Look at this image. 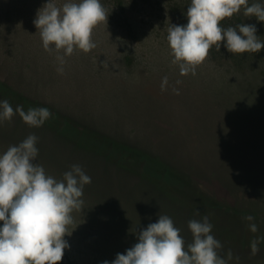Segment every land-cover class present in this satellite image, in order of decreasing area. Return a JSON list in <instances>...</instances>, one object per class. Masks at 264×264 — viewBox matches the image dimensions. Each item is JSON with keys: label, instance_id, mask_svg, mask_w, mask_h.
I'll return each instance as SVG.
<instances>
[{"label": "rangeland", "instance_id": "rangeland-1", "mask_svg": "<svg viewBox=\"0 0 264 264\" xmlns=\"http://www.w3.org/2000/svg\"><path fill=\"white\" fill-rule=\"evenodd\" d=\"M45 3L0 0V85L40 102L51 117H62L49 121L61 122L29 127L14 115L0 123V152L35 134L36 161L46 172L61 179L79 164L91 177L67 226L65 264L111 261L160 214L173 219L186 243L187 222L207 215L222 244L218 253L232 252L228 264H264V241L256 254L250 248L264 236V66L256 59L242 69L229 53L209 49L195 75H180L166 37L170 23H187L190 0H125L122 8L101 0L108 17L93 29L95 48L75 50L59 73L56 54L44 50L33 24ZM76 128L80 135L70 136ZM133 146L144 162L134 163ZM249 214L256 233L244 219Z\"/></svg>", "mask_w": 264, "mask_h": 264}, {"label": "clouds", "instance_id": "clouds-1", "mask_svg": "<svg viewBox=\"0 0 264 264\" xmlns=\"http://www.w3.org/2000/svg\"><path fill=\"white\" fill-rule=\"evenodd\" d=\"M241 11L245 17L264 22V0H190L184 13L187 23H170L166 37L172 63L178 64L180 75H195L213 45L220 49L223 43L234 54L264 49L255 24L222 27L223 20ZM107 17L101 0H46L33 24L39 30L42 47L56 54L57 71L63 73L65 57L75 50L87 53L95 48L93 29ZM167 83L164 76L162 90ZM172 90L179 94V89ZM14 115L29 127L38 128L51 112L46 107L13 108L7 99H0V123L11 121ZM37 141L35 134H29L0 152V264H59L69 248L64 237L69 235L72 212L81 208L84 186L91 183L79 164L71 165L61 179L46 172L36 161ZM244 219L249 230L256 233L254 217L249 214ZM187 227L192 236L188 243L173 219L160 214L155 222L141 228L136 243L101 264H228L232 252L229 250L227 258L218 253L222 244L212 233L207 215L190 219ZM261 241L264 236L250 242L252 254L259 251Z\"/></svg>", "mask_w": 264, "mask_h": 264}, {"label": "trees", "instance_id": "trees-1", "mask_svg": "<svg viewBox=\"0 0 264 264\" xmlns=\"http://www.w3.org/2000/svg\"><path fill=\"white\" fill-rule=\"evenodd\" d=\"M116 3L118 4V6L120 8H122L126 3L125 0H115ZM241 23H247L244 21V19H239L237 18V15H233L231 18H226L225 20H223L221 22L222 27H228V26H232L235 27L238 24ZM250 24H255L256 28H257V35L259 36V38L261 40H264V35L262 36V34L264 33L262 30H264V27H262V25L260 24V22H253ZM262 36V37H261ZM224 51L226 54L229 53L230 55V59L232 60V63H235L238 67L240 68H247L249 66H253L256 62V59H258V61L264 66V49H262L260 52H247V53H242V54H234V53H230L227 51L226 48H224L223 43L221 45L220 49H217L215 47V45H213L210 48L211 53L214 55H219L220 51ZM0 94L1 96H4V99H10L11 101H18L19 105H22L23 108L26 110L29 107H45L43 104H41L40 102H36L33 101L32 99L26 97L23 93L14 90L13 88H11L9 85L7 84H1L0 85ZM47 108V107H46ZM53 116H55V118H62L61 116H58L57 114H54ZM53 116L45 122L47 125L50 124L51 126H54V129H56V126H59L61 120H55V121H49L51 118H53ZM54 119V118H53ZM55 122V124L53 123ZM70 132V136L71 134H73L74 136H76V134L80 135V130H77V128L74 131H69ZM107 143L108 147L106 148V150H111L112 151V147L109 144V142L105 141L103 142V144ZM103 144H96L94 150L98 151V152H102L104 150L103 148ZM88 148H92L90 147V145H88ZM116 148H120L118 146H116ZM128 153L132 154L131 156L133 157V160L135 161L134 163H137L139 160L141 162H144V152L138 149H135V147H128ZM91 150V149H90ZM130 151V152H129ZM113 153V152H112ZM167 168V167H166ZM59 264H65V262L63 260H61L59 262Z\"/></svg>", "mask_w": 264, "mask_h": 264}]
</instances>
